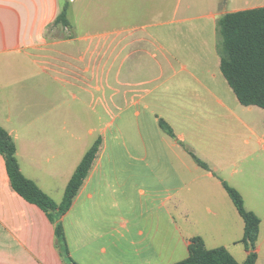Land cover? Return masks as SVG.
Listing matches in <instances>:
<instances>
[{
    "label": "crops",
    "instance_id": "0c3cea01",
    "mask_svg": "<svg viewBox=\"0 0 264 264\" xmlns=\"http://www.w3.org/2000/svg\"><path fill=\"white\" fill-rule=\"evenodd\" d=\"M134 1L100 5L106 13L115 5L110 14L118 54L134 48L121 60L115 79L125 88L144 84L129 80L139 68L126 69L125 63L131 54L148 55L156 48L163 63H156L159 76L147 83L162 78L161 91H116L123 98L122 113L149 98L142 113H133L137 137L128 147L118 138L112 144L102 140L71 208L55 222L15 193L0 155V264H66L55 238L57 223L77 264H175L187 258L195 237L207 249L225 248L241 264L248 254L238 243L244 225L223 182L260 219L256 264H264V110L238 102L220 72L217 50L218 19L264 8V0H207L206 13L195 15L189 5L179 10L178 4L157 12L145 4L135 11ZM228 3L230 11L222 8ZM64 8L69 23L70 7L61 0H0V127L15 143L21 173L56 204L90 145L77 138L58 93H41L38 74L12 72L41 63V72H53L70 85L58 61L73 57L56 49L66 41L53 36L61 31L54 22ZM105 43L89 44L77 60L107 49ZM111 69L96 71L94 81L107 82ZM159 120L174 138L162 132ZM128 126L123 122L121 128Z\"/></svg>",
    "mask_w": 264,
    "mask_h": 264
},
{
    "label": "trees",
    "instance_id": "16d2710c",
    "mask_svg": "<svg viewBox=\"0 0 264 264\" xmlns=\"http://www.w3.org/2000/svg\"><path fill=\"white\" fill-rule=\"evenodd\" d=\"M54 25L68 27L65 8L58 15ZM217 36L220 72L238 102L243 106H256L264 110V8L227 13L221 16L217 21ZM158 125L162 132L174 138L167 123L159 120ZM101 143V139H97L85 153L64 189L62 201L56 204L21 173L15 143L10 135L0 127V155L3 157L12 189L27 203L44 212L51 222H55L71 208L73 200L91 169ZM188 152L199 166L208 169L190 150ZM222 185L244 225L243 236L238 243L245 247L248 254L241 264H256L255 249L260 219L246 210L243 198L237 190L225 182ZM54 233L66 264H77L69 256L61 224L55 225ZM175 264L239 263L225 248L207 249L203 241L195 237L188 245L187 258Z\"/></svg>",
    "mask_w": 264,
    "mask_h": 264
},
{
    "label": "rangeland",
    "instance_id": "374dc122",
    "mask_svg": "<svg viewBox=\"0 0 264 264\" xmlns=\"http://www.w3.org/2000/svg\"><path fill=\"white\" fill-rule=\"evenodd\" d=\"M103 1L104 0H73L72 2H69V0H61L63 7H70V21L66 29L60 25L55 26L57 29L62 27L60 31L61 34L59 31H56L53 35L54 37H59V39H64L66 41L65 44L56 49L72 56H75L79 52L85 50V48L91 43L95 45L97 42L102 43L106 40L105 44L109 46L104 59L107 61V69L109 67L112 69L108 81L99 82L97 84L101 87V90L92 88L88 89L86 92L80 91L78 88L66 84L62 80L64 78L53 72H41L40 66L43 67L41 63H39L38 66L30 65L26 67L27 70L25 72L24 70L22 72L13 70L12 72L13 76L38 74L39 78L43 82L42 90H40L43 95H46L51 91L57 92L60 99V107L68 108V112L71 114L69 116H65L66 120L68 119L70 123H73L76 126L77 138L81 137L83 140H86V142L90 145L89 149L97 139H101V141L105 139L107 143L112 144L116 138L124 141V144H127L128 147V143L137 137V131L135 127H133L134 124H136V118L133 116V113L135 110H141L140 108H143L144 104L149 101V98L147 97L141 101L139 106L140 108L131 107L128 111L122 113L121 108L123 106V98L121 95L116 94V91L122 92L126 89L130 91L134 89L139 91L150 90L159 94L160 88H158V86L163 80L161 78V80L147 83V81L159 76L160 70L156 63H163L162 52L156 48H151L148 51V55L139 54L138 56V54H131L125 63L126 69H136V66L139 68V71H136L134 76L129 78V80L132 82L145 83L141 84L137 88H125L117 83L115 73L121 63V60L129 53H132L134 48H127L122 52V54H118L119 49L116 50L115 48L117 25L115 20L111 18L110 14V12H114L115 5H109L110 8H108L106 13L100 8ZM148 1L142 2V5L139 0L134 1L132 8L135 11L139 8L143 10V6L146 4L145 8H147L149 12H157L164 10L165 7H169L170 10L174 9V7L178 4L179 10H183L186 5H189V14L192 13L193 15L202 12L206 13L207 11V0H165V4L163 0ZM221 2L225 3L226 0H221ZM202 4L205 5L204 9ZM222 8L230 11L232 9L231 3H228L226 6L222 5ZM104 36H106V38H104ZM151 56H155L154 59ZM12 58L17 59L19 56L13 55ZM30 58L39 59V57L36 58L34 56ZM175 68L178 71L180 69L178 65H176ZM97 85L95 81L92 84L94 87ZM15 91L16 88L13 92ZM62 120L63 119L61 117V121ZM123 122H126L129 125L128 129L121 128ZM90 130L92 131L91 135L89 134ZM120 133L124 136L120 135ZM124 217L126 218V216Z\"/></svg>",
    "mask_w": 264,
    "mask_h": 264
},
{
    "label": "flooded vegetation",
    "instance_id": "af4514ba",
    "mask_svg": "<svg viewBox=\"0 0 264 264\" xmlns=\"http://www.w3.org/2000/svg\"><path fill=\"white\" fill-rule=\"evenodd\" d=\"M108 52V49H99L92 51V54H87L89 58L85 62L77 60L78 57L83 55V51L77 55L72 56L73 59H69L64 56H59L60 69L65 71L66 77L70 83V86L78 88L80 91L86 92L88 89L96 88L92 86L94 82V74L101 69H107V61L104 59ZM76 59V60H74ZM71 60V61H67ZM68 62V63H67ZM71 62V63H69ZM98 83L96 82V85Z\"/></svg>",
    "mask_w": 264,
    "mask_h": 264
}]
</instances>
